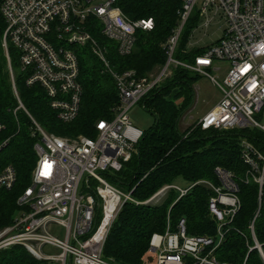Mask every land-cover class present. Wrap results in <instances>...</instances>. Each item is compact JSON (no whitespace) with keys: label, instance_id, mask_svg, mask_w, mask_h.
<instances>
[{"label":"built area","instance_id":"2783aa9c","mask_svg":"<svg viewBox=\"0 0 264 264\" xmlns=\"http://www.w3.org/2000/svg\"><path fill=\"white\" fill-rule=\"evenodd\" d=\"M179 26L166 44L167 61L156 75L138 77L134 70H112L91 33L92 23L117 44L118 53L129 56L138 31H152V18L131 20L117 0H0L6 22L3 46L8 55L12 44L19 52L28 86L42 87L51 108L63 123H72L80 113L83 88L75 48L89 46L103 61L116 83L119 105L112 120L96 125L95 138L70 139L47 133L32 118L40 135L35 144L38 157L32 185L21 195V208L14 223L0 232V251L24 247L38 264H114L104 258V248L112 226L127 203L141 204L133 192L112 185L107 173L120 172L138 153L143 131L130 119L131 109L183 67L207 77L219 90L217 104L196 123L202 130H257L259 147L247 139L240 141V158L246 166L244 184L257 186V210L248 225L251 243L264 264V244L254 232L264 187V0H179ZM198 11V21L208 29L218 16L223 21L221 36L194 63H185L175 54L185 26ZM196 29V27L194 28ZM193 29V30H194ZM193 32V31H192ZM192 36V35H191ZM191 39V38H190ZM15 94L13 70L10 64ZM225 74L218 81L210 72ZM24 109L20 103V107ZM5 125L0 123V135ZM6 142H0V153ZM218 185L202 181L214 191L210 211L217 221L214 237L193 236L182 219L177 231L168 224L164 233L152 236L149 253L152 264H229L217 259L230 224L240 210L239 186L233 172L215 168ZM17 173L7 166L0 174V190H12ZM188 187L168 185L148 201L170 189L186 195ZM240 233V232H238ZM246 238V237H245Z\"/></svg>","mask_w":264,"mask_h":264},{"label":"trees","instance_id":"16d2710c","mask_svg":"<svg viewBox=\"0 0 264 264\" xmlns=\"http://www.w3.org/2000/svg\"><path fill=\"white\" fill-rule=\"evenodd\" d=\"M117 5L131 20L152 18V31H138L133 53L123 57L117 44L107 39L100 25L92 23L91 33L101 47L112 70L122 73L134 70L138 77L160 72L167 61L166 44L179 26V0H117ZM198 24V13L187 23L182 33L175 58L194 63L208 46L189 51L187 45L193 29ZM7 25L0 11V123L5 130L0 142L6 146L0 153V174L7 166L17 173L12 190H0V231L14 223L21 208L18 198L32 185L37 164L35 144L40 135L32 119L47 133L75 138L84 135L95 138L96 125L101 120H112L119 105V95L112 75L89 46L75 48L79 58V81L83 88L80 113L72 123H63L51 108L46 91L38 86H28L27 74L22 70L18 50L8 46L17 91L15 94L7 52L3 46ZM201 75L183 67L173 69L171 77L150 92L141 105L155 117L153 128L144 132L138 144V153L124 164L120 172L107 173V180L117 188L129 192L141 204L127 203L111 228L104 248V258L114 264H152L149 261L150 242L156 233H164L168 224L177 231L179 222L186 220L187 232L193 236L214 237L217 221L209 207L214 191L207 181L218 185L215 168L220 166L234 173L238 186L240 210L230 224V230L216 251L217 259L229 264H263L256 250L248 251L251 243L248 225L257 207V186L244 184L246 166L240 158V141L247 139L259 147L262 134L257 130H202L196 124L181 132L179 123L192 107L194 84ZM176 92V96H169ZM183 98L181 104L176 101ZM20 103L24 109L19 108ZM32 118V119H31ZM181 182L182 184H179ZM196 184L186 195L180 196L170 189L156 200L148 201L168 185ZM182 187V186H181ZM240 232V233H238ZM254 232L259 243L264 244V187L259 215ZM246 237V238H245ZM264 252V247H263ZM0 264H38L22 246L0 251Z\"/></svg>","mask_w":264,"mask_h":264},{"label":"rangeland","instance_id":"374dc122","mask_svg":"<svg viewBox=\"0 0 264 264\" xmlns=\"http://www.w3.org/2000/svg\"><path fill=\"white\" fill-rule=\"evenodd\" d=\"M197 13L198 11L196 10L193 13V16ZM202 22L203 19L198 21L196 29H194L191 34L192 35L191 39L187 45V49L189 51L198 50L206 46H210L214 44L217 41V39L221 36V31L223 29V21H221V19L218 16L215 18L213 24L208 29L202 26ZM96 56L100 59L98 55ZM217 65L222 67V71L219 73L215 71H211L210 73L213 76H215L218 81H220L225 74L226 65L225 64H217ZM157 71L151 73L150 75H156L158 73ZM194 92H195L194 94L195 96L192 107H190L189 110L183 115L179 123V128L181 132L186 131L189 127L196 124L199 121V119L203 118L217 104L220 98V92L218 88L205 76H201L200 79H198V81L194 84ZM175 96H176V92L171 94L169 98L174 100ZM182 101L183 98L177 100L176 104L179 105L182 103ZM129 116L133 124L143 132L150 131L155 124L154 115L146 111L144 107L141 105V103L135 105L131 109ZM80 137H86V136L80 135L75 138H70V137H65V138L78 139ZM179 184L182 183L179 182ZM183 185L181 186L185 188L190 186V185L187 186H183ZM19 214L20 212H18L17 216ZM149 261L151 263L153 262L152 256L149 257Z\"/></svg>","mask_w":264,"mask_h":264},{"label":"crops","instance_id":"0c3cea01","mask_svg":"<svg viewBox=\"0 0 264 264\" xmlns=\"http://www.w3.org/2000/svg\"><path fill=\"white\" fill-rule=\"evenodd\" d=\"M218 39H219V38H218ZM218 39H217V40H218Z\"/></svg>","mask_w":264,"mask_h":264}]
</instances>
